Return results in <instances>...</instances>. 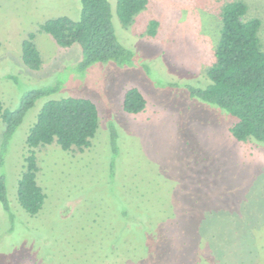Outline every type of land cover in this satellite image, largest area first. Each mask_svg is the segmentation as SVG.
<instances>
[{
  "label": "rangeland",
  "instance_id": "1",
  "mask_svg": "<svg viewBox=\"0 0 264 264\" xmlns=\"http://www.w3.org/2000/svg\"><path fill=\"white\" fill-rule=\"evenodd\" d=\"M108 1L118 41L134 57L79 72L81 46L61 47L41 26L79 20L80 0H0V100L15 110L27 92L60 86L28 111L0 168L15 215L12 222L0 204V264H264V143L237 141V119L188 90L210 83L228 3H245L246 19L261 21L264 52V0H148L129 26L118 0ZM32 33L39 71L21 59ZM131 88L147 101L137 115L123 109ZM68 97L96 104L99 130L83 152L36 149L47 199L31 216L17 199L26 136L47 101ZM4 129L0 123V146Z\"/></svg>",
  "mask_w": 264,
  "mask_h": 264
},
{
  "label": "trees",
  "instance_id": "2",
  "mask_svg": "<svg viewBox=\"0 0 264 264\" xmlns=\"http://www.w3.org/2000/svg\"><path fill=\"white\" fill-rule=\"evenodd\" d=\"M81 17L73 20L59 17L48 20L41 31L51 36L61 47L81 46L84 61L78 66L84 72L96 63L115 62L119 66L131 63L134 55L119 41L113 26L112 8L108 0H80ZM148 0H118L120 21L131 25L145 9ZM248 7L243 2H231L222 9L220 40L215 52V63L207 71L209 85L205 89L188 88L190 96L227 111L237 119L231 127L232 136L239 142L249 139L264 143V52L258 31L261 21L246 19ZM158 22L152 20L148 34L156 35ZM30 34L23 42L21 59L31 71L42 67L41 53ZM59 85L42 87L27 92L15 110L6 108L0 100V123L5 126L0 146V168L5 164L10 143L28 111L39 99L50 97ZM147 101L137 88L129 89L124 97L126 113H142ZM100 126L99 111L94 102L85 98L68 97L47 101L26 136V156L18 182L19 205L31 216L43 209L47 196L37 182L39 172L36 149L57 144L64 151L81 152L92 146ZM110 143L113 159L119 153L118 132L111 124ZM115 162L112 163L114 168ZM0 204L15 220L8 198L6 178L0 175Z\"/></svg>",
  "mask_w": 264,
  "mask_h": 264
}]
</instances>
